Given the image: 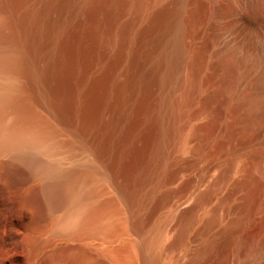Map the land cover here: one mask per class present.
<instances>
[{
  "label": "bare ground",
  "instance_id": "bare-ground-1",
  "mask_svg": "<svg viewBox=\"0 0 264 264\" xmlns=\"http://www.w3.org/2000/svg\"><path fill=\"white\" fill-rule=\"evenodd\" d=\"M170 1V13L160 0L154 13L171 19L173 36L161 59L171 75L187 48L185 0ZM239 7L243 22L257 19V7ZM80 22L71 0H0V225L22 227L30 264H157L155 229L139 209L143 193L146 199L159 184L155 207L170 198V109L164 98L147 104L142 71L95 65ZM228 55L231 74L237 61ZM242 98L231 111L243 107L248 126L259 129L264 72ZM259 152L261 162L244 171L238 186L264 181ZM208 194L191 197L168 248L191 238L194 213ZM243 228L223 225L183 264H264V243L252 244Z\"/></svg>",
  "mask_w": 264,
  "mask_h": 264
},
{
  "label": "rangeland",
  "instance_id": "rangeland-1",
  "mask_svg": "<svg viewBox=\"0 0 264 264\" xmlns=\"http://www.w3.org/2000/svg\"><path fill=\"white\" fill-rule=\"evenodd\" d=\"M155 1L71 3L79 13L80 31L89 34L84 35L92 62L116 73L129 67L142 71L143 82L150 88L147 104L156 105L164 98L170 109L166 161L170 198L155 207L163 192L159 184L155 190L147 189L154 192L146 199L143 193L139 209L147 228L155 229L157 264H183L186 253L223 225H244L241 236L252 239L254 245L264 243V181L252 178L238 186L244 171L261 162L264 122L253 129L243 107L231 111L232 104L243 102L242 95L264 72V0H185L181 18L187 54L171 75L161 63L173 36L171 19L169 14L158 18ZM240 2L257 7L255 21L240 19ZM160 3L170 13L172 2ZM230 52L237 61L231 74L226 71ZM223 174L225 181L214 185ZM207 190L204 204L194 213L186 247L168 248L174 226L181 225L193 197ZM209 218L212 222L207 224ZM21 228L0 225V264H30Z\"/></svg>",
  "mask_w": 264,
  "mask_h": 264
}]
</instances>
